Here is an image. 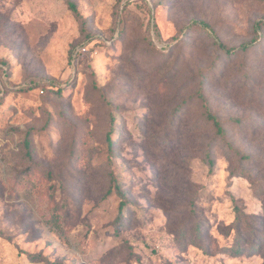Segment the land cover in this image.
<instances>
[{
    "label": "rangeland",
    "instance_id": "obj_1",
    "mask_svg": "<svg viewBox=\"0 0 264 264\" xmlns=\"http://www.w3.org/2000/svg\"><path fill=\"white\" fill-rule=\"evenodd\" d=\"M0 61V264H264V0H0Z\"/></svg>",
    "mask_w": 264,
    "mask_h": 264
},
{
    "label": "trees",
    "instance_id": "obj_2",
    "mask_svg": "<svg viewBox=\"0 0 264 264\" xmlns=\"http://www.w3.org/2000/svg\"><path fill=\"white\" fill-rule=\"evenodd\" d=\"M68 2H69L70 7H71L72 9L76 10V6H75V4L72 3V2H70V1H68ZM200 23H201V24L203 25V27L206 28L207 30H211L209 24H207V23H205V22H200ZM253 43H254L253 41L250 42V43H245V44H243V45L241 46V48H243V49L246 50V49H248ZM219 45H220L221 48H223L224 50H226V51L229 52V53L235 51V48H234V47H227V46H226L225 44H223V43H219ZM7 71H8V64H7L5 61H0V76H5V75H7V73H8ZM46 82H47V81H46ZM50 82H51V81H50ZM50 82L46 83V84L43 85V86H48V84H49ZM38 83H39V81L32 80V81L28 82V84L25 85V88H33V87H35L36 84H38ZM51 84H53V83H51ZM203 99H204V97H203ZM204 106H205V116H206V119L209 120V121L213 124V126H214L215 129H216V133H217L218 135H221L222 137H225V136H226V131H225V129L223 128L222 123H221L219 117H218L216 114H214V113L212 112V110L210 109V107H209L207 104H205ZM26 143H27V145H29V141H28V140H26ZM209 162H210V165L213 167V165H214V160H213V159H209ZM115 186H116V188H117L118 193L121 194V195H123V194H124V191L119 187V185L116 183ZM236 210H238L237 207H236ZM238 217H239V215H238ZM32 257H35V255H32Z\"/></svg>",
    "mask_w": 264,
    "mask_h": 264
}]
</instances>
